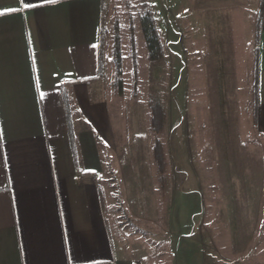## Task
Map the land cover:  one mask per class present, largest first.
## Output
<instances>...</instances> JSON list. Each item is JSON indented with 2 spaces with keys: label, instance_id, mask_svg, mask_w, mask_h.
I'll list each match as a JSON object with an SVG mask.
<instances>
[{
  "label": "crops",
  "instance_id": "0c3cea01",
  "mask_svg": "<svg viewBox=\"0 0 264 264\" xmlns=\"http://www.w3.org/2000/svg\"><path fill=\"white\" fill-rule=\"evenodd\" d=\"M103 2L0 0V264L158 263L136 235L114 231L105 204L110 162L101 154L114 146V130L108 109L93 102L91 90L103 68ZM253 3L226 0L198 6L211 9L204 14L203 29L212 43L219 38L213 48L222 57L238 40L236 21L243 14L236 9L252 8L250 133L234 132L231 146L222 151L228 158L212 164L214 241L221 239L218 233H228L229 253L220 247V258L211 264H264V0ZM209 14L220 30H208ZM230 21L235 25L229 26ZM215 61L213 56L210 63ZM206 72L218 111L239 113V70L214 65ZM225 73H230L227 80ZM221 82L232 100L227 109L221 108ZM94 106L106 117L104 124L95 123L102 148L87 112ZM78 118H87L88 125ZM114 165L124 175L123 161ZM201 195L205 211L206 194ZM223 217H228L227 226L220 223ZM170 246V264H187L188 252L191 264H209L201 227L196 241L179 242L174 253Z\"/></svg>",
  "mask_w": 264,
  "mask_h": 264
},
{
  "label": "rangeland",
  "instance_id": "374dc122",
  "mask_svg": "<svg viewBox=\"0 0 264 264\" xmlns=\"http://www.w3.org/2000/svg\"><path fill=\"white\" fill-rule=\"evenodd\" d=\"M103 1V68L91 90L93 102L101 103L104 111L108 109L114 130V146L101 154L110 162L105 204L111 226L114 231L126 230L136 235L140 247L150 250L151 256L155 254L157 264H170V244L174 253L179 242L196 241L197 229L201 227L206 260L211 264L214 257L215 261L220 258V247L223 254L229 253L228 233H218L221 239L214 241L212 164L220 161L219 157L228 158L229 154L222 151L231 146L234 132L250 133L246 107L251 91L247 72L253 52V0H247L251 3L249 8L236 9L243 14L236 21L238 40L231 41L223 57L213 48L219 38L212 43L205 35L208 31L203 29L204 14L211 9L198 8L196 0ZM147 12L152 13L161 45L162 55L155 61L149 57L141 26V17ZM211 15H205L209 18L208 30H220ZM233 22L228 25H235ZM117 45L121 52L120 73L116 66ZM213 56L215 64L210 63ZM214 65L222 70H239L238 78L243 82L237 93L240 114L219 112L214 106L210 94L213 87H209L206 72L208 68L213 71ZM225 75L227 80L230 73ZM220 84L225 96L221 108L227 109L232 105L229 88L224 82ZM81 110L84 111L83 106ZM78 112L81 113L79 108L75 115ZM87 112L94 128L95 123H105L106 117L102 118L97 106ZM239 115L241 120H235ZM79 120L88 125L87 118ZM96 132L102 148V138ZM117 160L123 161L124 175H119L121 168H114ZM202 192L206 194L205 211ZM202 217L204 225L200 224ZM227 218L221 219V225H228ZM126 238L131 240V235ZM188 256L189 260V252ZM179 258L182 262L187 259L185 251ZM188 260L187 264H191Z\"/></svg>",
  "mask_w": 264,
  "mask_h": 264
},
{
  "label": "trees",
  "instance_id": "16d2710c",
  "mask_svg": "<svg viewBox=\"0 0 264 264\" xmlns=\"http://www.w3.org/2000/svg\"><path fill=\"white\" fill-rule=\"evenodd\" d=\"M196 1H197L198 6H200L206 3H209V4L217 3V2L220 3L226 0H196ZM141 26H142L143 35L146 41V46L149 51V57L151 61H155L159 59L162 54H161V45L159 43V36L155 29V25L153 23L152 13L147 12L141 17ZM116 66H117L118 72L120 73L119 67L121 66V52H120V48L118 47V45L116 48ZM152 109L153 111L155 110V108L153 107Z\"/></svg>",
  "mask_w": 264,
  "mask_h": 264
},
{
  "label": "snow or ice",
  "instance_id": "6c2138e0",
  "mask_svg": "<svg viewBox=\"0 0 264 264\" xmlns=\"http://www.w3.org/2000/svg\"><path fill=\"white\" fill-rule=\"evenodd\" d=\"M25 7H29V5L28 4H25L24 5ZM4 11H15V9H5ZM0 14H3L2 12H0Z\"/></svg>",
  "mask_w": 264,
  "mask_h": 264
}]
</instances>
